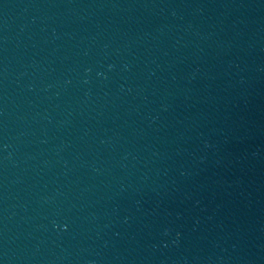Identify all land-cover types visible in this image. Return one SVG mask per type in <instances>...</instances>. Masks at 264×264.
I'll use <instances>...</instances> for the list:
<instances>
[{
  "label": "water",
  "instance_id": "obj_1",
  "mask_svg": "<svg viewBox=\"0 0 264 264\" xmlns=\"http://www.w3.org/2000/svg\"><path fill=\"white\" fill-rule=\"evenodd\" d=\"M0 264H264V0H0Z\"/></svg>",
  "mask_w": 264,
  "mask_h": 264
}]
</instances>
